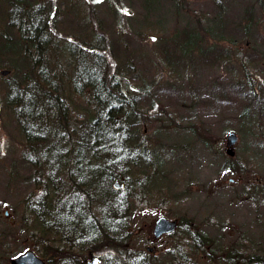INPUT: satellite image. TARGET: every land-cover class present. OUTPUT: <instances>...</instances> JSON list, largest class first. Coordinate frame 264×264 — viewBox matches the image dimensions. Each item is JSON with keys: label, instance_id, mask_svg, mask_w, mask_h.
<instances>
[{"label": "rangeland", "instance_id": "rangeland-1", "mask_svg": "<svg viewBox=\"0 0 264 264\" xmlns=\"http://www.w3.org/2000/svg\"><path fill=\"white\" fill-rule=\"evenodd\" d=\"M20 1L0 0V230L13 225L18 231L24 229L20 221L27 219L22 208L42 194L47 172L50 176L53 171L42 155L28 148L21 133L23 122L15 111L25 86L37 83L36 91L42 88L47 93L48 85L45 89L41 78L40 84L34 81L44 70L65 98L69 122L77 123L79 113L92 115V106L86 103L89 97L80 98L71 82L75 56L69 62L66 57L71 47L83 51L82 58L90 54V61L106 66L108 74L119 72L128 78L130 91L139 93L141 138L154 143L162 154L158 179L151 175L141 179L145 193L153 195L147 198L144 212L133 209L136 228L129 239L144 240L147 229L140 225L163 215L176 217L183 228L191 229V239L199 243V247L193 242L187 246L191 264H212L211 260L227 257L237 248L263 252L264 0H23L32 6L26 14L18 6ZM33 8L39 15L51 16L44 23L47 41L65 43L66 56L49 48V43L35 64L24 56L14 21L20 19L25 26ZM184 33L200 34L202 47L212 48L202 53L177 49L176 59L171 49ZM221 37L235 42H218ZM226 43L222 59L216 48ZM27 52L34 57L35 51ZM57 63L61 70L54 68ZM1 69L8 72L2 74ZM11 96L17 103L8 106L5 100ZM41 112L42 118L45 112ZM54 119L57 124L61 121ZM45 128L52 129L46 123ZM230 130L238 136L232 157L225 152ZM40 138L35 145L42 142ZM122 165L120 161L111 168L115 175L123 172ZM55 171L59 176L52 173L53 178L66 179ZM63 183L67 187L69 182ZM77 191L75 186L73 192ZM15 245L17 251L19 242Z\"/></svg>", "mask_w": 264, "mask_h": 264}, {"label": "bare ground", "instance_id": "bare-ground-1", "mask_svg": "<svg viewBox=\"0 0 264 264\" xmlns=\"http://www.w3.org/2000/svg\"><path fill=\"white\" fill-rule=\"evenodd\" d=\"M31 14L33 21L30 19L26 22L27 25L23 26L26 33H30L38 23L42 24L41 22L47 20L48 16L46 14L39 15L38 12L34 11ZM14 22L16 25L22 24L20 19L19 23L16 20ZM44 35L48 36L47 30L42 31L41 36ZM51 48H55L59 52L62 50L63 56H66L65 43L58 40L57 44H51ZM76 49L78 51L69 47L67 51L70 54L66 56L68 62L72 61V55L75 56L71 82L80 98H83L81 95H84L86 98L89 97L88 102H90L92 98L91 92L86 87H90L89 83L86 81L85 86L83 81H79L77 79V71L79 72L80 68L83 67L80 61L89 65L90 63L94 64L95 60L94 62L90 61L87 57V55H90L88 53H85L82 58L83 51ZM87 50L89 53L92 51L91 49ZM58 66L59 63L54 68L57 70L59 69ZM7 72L8 70L1 69L2 74ZM46 85H48V89H46ZM81 87L83 90L80 89ZM45 89L52 96L57 93L61 99L62 96L57 91L58 85L54 83L51 77L46 80ZM108 92L110 94L102 93L103 96H111L108 99L116 98V101L105 100V104L111 106L116 113L112 119H109V123L118 126L120 128L118 132L121 134L115 143L111 144H95V130L92 128L94 119L90 113L77 114V120L79 121L73 124L69 122L70 117L65 111L62 110V112L50 114L47 109L48 106L40 103H33V105H30L31 109L26 108L24 112L19 113L21 121L41 137V141L48 148V154L43 156L42 159H44L46 166L50 165L53 168V171L50 170V176L49 172H47L48 180H44L42 194L22 208V210L24 209L23 216L27 219L23 222L20 221L24 226V230L20 231L21 233H17L16 236L10 237L11 240L19 242V246H17L20 250L18 249L16 253L19 251L22 253L11 260L12 264H19L18 258L24 254L35 257V264H44L42 261L44 259L51 264H76L73 259L75 256H86L88 258L86 264H97V255L100 250L105 251L104 255L109 258L110 262L122 263L123 258H125L127 264H131V258L141 253L143 240L129 239V232H133L135 228H131L134 223H132L130 215L127 214L133 209L136 200L140 198L147 199L148 197L141 191L133 192V183L134 180L141 182L143 177L147 178L150 175L157 180L161 175L159 173L162 171L157 155L161 157L162 154L159 152L160 149L156 151L154 143L146 142L141 138V131H143V127L140 126L142 123L140 121L141 113L139 112L138 104L134 105L136 103L135 98L124 91L125 94L123 93L124 95L120 96L122 101L119 103L118 96L116 97L113 94L115 92V95H117L118 92L116 93L114 89H109ZM24 96L26 97V95ZM43 97L45 96L43 95ZM11 98L13 97L11 96ZM11 98L9 97L8 100H5L6 105L11 106L12 101H14V98ZM27 99L30 103L33 101L34 94L32 91L29 92ZM61 100L65 103V98ZM94 104V102L91 103L92 108ZM54 106L57 108L61 107L60 104H52V107ZM63 107H67L66 103ZM42 110L45 112V116L41 118ZM54 118L57 120L61 119V121L57 124ZM40 120H45L46 122L41 125ZM45 123L46 126L50 125L52 127L50 131L49 128H45ZM51 130L53 133H51ZM40 132L43 133L40 134ZM85 132L89 134L84 136ZM43 134L46 135L44 136ZM49 134H51L52 138ZM43 137L46 138L43 139ZM129 137L134 140L132 144L127 141ZM115 151L119 154H112ZM232 155L228 156L231 157ZM120 161L121 164H124V166L122 165L123 172L120 175H115L111 168L116 167ZM53 162H59L63 166H54ZM54 169L62 172L66 179L61 178L60 180L69 182L67 187L64 186L62 181H58L57 177L53 178L52 173L59 176V172ZM70 183L74 185H69ZM75 186L79 187L77 194L73 192ZM97 186L113 187L116 191L115 197L112 196L111 192L109 194L102 193V190ZM153 191L156 192L157 189ZM31 219L35 221L30 223L29 220ZM178 220L180 222V219ZM185 226L187 225L185 224ZM181 229L182 231H180L179 235L190 234V228ZM152 233L154 235L153 230ZM176 239L190 240L196 244L192 239L181 235ZM3 240L6 241V239ZM198 244H196L197 247H199ZM91 248L95 250L93 255H91ZM5 253V251L0 250V257H3ZM235 253L232 252L231 255L227 256V259L222 261L214 259L211 262L212 264H227L228 258ZM233 260L236 261L235 258ZM231 264L233 263L231 262Z\"/></svg>", "mask_w": 264, "mask_h": 264}, {"label": "trees", "instance_id": "trees-1", "mask_svg": "<svg viewBox=\"0 0 264 264\" xmlns=\"http://www.w3.org/2000/svg\"><path fill=\"white\" fill-rule=\"evenodd\" d=\"M22 3H23V0L20 1L18 6H19V8L23 9V13L26 14V9L29 8V7H32V6H29V5L26 6V4H24V3L22 4ZM50 9L51 8L49 6L47 8L46 12H50ZM33 11L34 12H39V10L37 8L36 9L33 8ZM19 14H21V13H19ZM25 14H23V15H25ZM48 16H50V15H48ZM30 19L33 21L32 14H31ZM45 21L46 20L41 22L42 24L38 23V25H36L35 28H33L30 33H26L25 32V30L23 28L24 24H17V27H16V29L18 30L19 39L22 42L21 49L24 50V52L26 51L24 56L27 59L29 58V61H30L31 65L35 64V62L37 60V57L39 55H43V51H44L43 48L45 47L47 49V43L51 44V42L47 41V40H49V35L48 36L47 35L46 36L45 35L41 36L42 31L43 30L44 31L47 30L46 26H44ZM17 23H19V21ZM202 39L203 38L198 33L197 34H192V35L184 33V35H183V37L181 39L179 38V39L174 41V46L171 49V54L177 59L178 58V54L175 51L177 49H181L182 51H188V50H191V48H192V49L198 50L199 53H202V52H204L206 50H210V48H212V47H209V46H208V48L206 46L202 47V45H201V40ZM219 39H217L218 42H223V41H227V40L228 41L234 40L232 37L227 39V40L222 38V37L219 38ZM232 42H235V41H232ZM198 43H199V45H198V47H196ZM226 47H227V43H226V46L221 45V46H218L216 48L218 51L222 52L221 53V58L222 57L226 58V57H224L225 52H223V51H227ZM49 48H51V47H49ZM27 51H31V52L35 51L34 52V57H33V55L30 56V54ZM199 55H201V54H199ZM240 55H241V52H240ZM249 55H250V57L253 56L251 54H249ZM80 64L83 67L79 66L81 68H80L79 72L77 71V75H78L77 79L79 81H81V82L83 81L84 85H85L86 81H88L90 87H88L86 85L85 86L90 90L91 96H92L91 101L90 102H86V103H89V104H91L92 102L95 103L93 105L92 110H91L92 111V116H93V119H94V121L92 122V128H94V130H95L94 131L95 144L96 145H104V144L115 143V141L121 135L120 132H118L120 130V128L118 126H116L115 124H114L115 125L114 126L113 124L109 123V119H112V117L116 113H115L114 109L111 108V106L105 104V100H108V101L115 100L116 101V98L108 99L111 96L106 97V96H103V94H110L108 92V90L109 89H111V90L114 89L116 91V93L118 92V94L115 95V92H113V94L116 97L118 96V102L121 103L122 98H120V96H123L125 94L124 93V91H125L126 94H128L129 96L135 98L136 103L134 105H137L138 102H137L136 97L139 95V93L137 92L135 94L134 92L130 91V88H131L130 87V82L128 81V78L125 75H121L122 73L116 72L115 74H112V75H114V76H112L111 74H108L106 66H97V64L95 62H94V64L90 63L89 65H87L86 62H81L80 61ZM45 67H46V65H45ZM50 77H51L50 73L47 74L43 70V74H42L40 71H38V73L34 77V81L38 82L39 79L41 78L40 81H42V83L44 82V84H45L46 80H48V78L50 79ZM107 77H109V78H107ZM40 81H39V84H40ZM121 81H122V83H121ZM24 84H26V83H24ZM34 85H37V83L36 84L32 83V82L28 83V86L26 85L27 88L25 86V89H23V94H22L23 97L20 95L21 99L17 100L19 104L16 107V111H15L16 116H18L19 113L24 112V109H26V108H30L31 109L32 107H30V105L31 104L33 105V103H40L42 105L48 106L47 109H48L50 114L59 113V112H62V110L64 111L66 109V107H63L65 103L60 99V97H59V95L57 93L54 94V96H52L48 92L45 93V91L42 88H39V89H37L38 91H36V86H34ZM29 87H30V89H28ZM31 88H32V93L34 94V98H37V100L32 99L33 101L30 103V102H28L27 98H28L29 90H31ZM14 93H13L14 97L16 98L17 97V92L14 91ZM119 93H121V94H119ZM259 94L261 95V93H259ZM24 95H26V97ZM43 95L45 97H43ZM254 95L255 94H251V97H253ZM11 99H13V98H11ZM13 103H17V102L13 101L12 104L10 103L11 106L13 105ZM52 104L53 105H56V104L59 105L60 104L61 107H59V108H57L56 106L52 107ZM20 127H21L22 136L25 139V144L28 146V148H32L33 150L38 152L39 155H42V157L46 156L48 154V149L45 147L43 142H40L39 145H37V144L35 145L34 144V143H36L35 140H37L40 137L35 132H33L29 128L28 125L26 126L23 123V125H21ZM88 134L89 133L85 132L83 135L87 136ZM137 138H139V137H137ZM40 141H41V138H40ZM127 141L130 144H132L134 142L132 137H129ZM157 156L160 158L159 155H157ZM235 166L237 167L236 164H235ZM97 183H98V181H97ZM143 183L144 182H142V181L139 182V181H135L134 180L133 192L141 191L146 197H149L150 195H153V193H150V192L145 193V191L143 190L144 186H142ZM76 187H78V186H76ZM97 187H99V186H97ZM99 188L102 190V193L104 192L106 194H109L111 192L112 196L115 197V192L116 191L113 189V187L110 188L108 186H100ZM135 206L139 210L142 209V208H147V206H148L147 199L146 198L145 199L140 198V199L136 200V203H135L133 209H135ZM127 215H130V217H131V219L133 221V218H132L133 212H132V210L130 212H128ZM179 224H180V222H179ZM181 226L182 225L180 224V228H181ZM182 228H183V226H182ZM194 241H196V240H194Z\"/></svg>", "mask_w": 264, "mask_h": 264}, {"label": "flooded vegetation", "instance_id": "flooded-vegetation-1", "mask_svg": "<svg viewBox=\"0 0 264 264\" xmlns=\"http://www.w3.org/2000/svg\"><path fill=\"white\" fill-rule=\"evenodd\" d=\"M146 208H142L140 210H145ZM133 212V209H132ZM172 220H177V223L175 224V227L168 231L163 232L162 234H159L158 236H154L152 233L153 230V223L152 221L150 224H141V227H145L147 229V233L144 236V240L142 241V248L141 253L139 255H135V257L131 258V264H191V258L188 255L189 250H187L188 244L191 242H187V240L183 239H176L180 237L179 233V220L175 217ZM17 227H22L21 225H17ZM11 228H15V225H13ZM131 228H136L135 225H131ZM1 229L0 233L3 239H6L4 241H0V250L5 251V255L3 257H0V264H12V259L17 256L18 254L22 253L21 251L17 252L15 251V244L18 241L11 240L10 237L16 236L17 233H21L20 231L16 229ZM22 229L21 231H23ZM186 238L191 239V234L184 235ZM193 240V239H192ZM196 242V241H195ZM15 245V246H14ZM14 246V247H13ZM145 248V249H143ZM179 248H181L179 250ZM184 248L185 252H184ZM92 254L95 251L93 248ZM14 251V252H13ZM184 254L182 255L181 253ZM105 251H99L98 252V262L97 264H127V260L123 258L122 263H115L110 262L109 258L104 255ZM236 259L234 261L233 259ZM74 261H76V264H86L88 261V258L86 256H75ZM203 259L211 260L213 259L210 256H204ZM224 259H227V257H219L215 258L216 261H222ZM44 264H51L49 261H46L45 259L42 260ZM212 261V260H211ZM264 264V251L263 252H244L237 248V252L232 255L230 258H228L227 264ZM20 264V263H19ZM22 264H27V262H23ZM60 264V263H59Z\"/></svg>", "mask_w": 264, "mask_h": 264}, {"label": "water", "instance_id": "water-1", "mask_svg": "<svg viewBox=\"0 0 264 264\" xmlns=\"http://www.w3.org/2000/svg\"><path fill=\"white\" fill-rule=\"evenodd\" d=\"M5 72V71H3ZM226 140H225V151L227 154L232 155L233 149L232 146L237 141V134L234 131H228L226 134ZM176 221L175 220H169L164 216H159L155 222H154V235L157 236L163 232H168L172 230L175 227ZM35 257L29 256V255H22L18 258L20 264L23 262H27V264H35Z\"/></svg>", "mask_w": 264, "mask_h": 264}]
</instances>
